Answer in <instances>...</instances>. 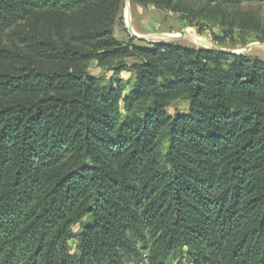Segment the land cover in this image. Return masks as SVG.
<instances>
[{
	"label": "trees",
	"instance_id": "obj_1",
	"mask_svg": "<svg viewBox=\"0 0 264 264\" xmlns=\"http://www.w3.org/2000/svg\"><path fill=\"white\" fill-rule=\"evenodd\" d=\"M125 1L0 0V264H264V60L120 41ZM131 1L264 41V0Z\"/></svg>",
	"mask_w": 264,
	"mask_h": 264
},
{
	"label": "rangeland",
	"instance_id": "obj_2",
	"mask_svg": "<svg viewBox=\"0 0 264 264\" xmlns=\"http://www.w3.org/2000/svg\"><path fill=\"white\" fill-rule=\"evenodd\" d=\"M129 2V3H128ZM264 20V4L253 5ZM133 26V35L129 31V23ZM189 31V32H188ZM161 34L179 35L176 38H168ZM115 37L125 43L134 42L138 45H145L151 42H172L193 48H210L219 47L231 51L239 52L253 58L264 60V41H261L254 32H241L235 30L233 35L225 37L220 26H213L200 31L197 25H190L185 16L177 11L169 8L157 7L153 4L143 6L133 4L131 0H126L125 5L120 13V18L114 26ZM196 36L198 39H194ZM192 38V39H191ZM245 48H249L244 51ZM217 50V49H216ZM137 56L127 57L124 62L132 65L137 62ZM91 72L95 75L103 76L109 81L113 72L100 66L97 61L91 65ZM122 76L125 78V92L129 93L134 83V71H124ZM175 107H171L170 111L174 112ZM177 107L180 111L188 110V102L179 101ZM176 107V108H177ZM90 221L89 217H85L82 223L75 225L71 231L70 249L72 253L77 251V234L82 226ZM136 246L142 251V257L128 258L127 264H147L145 256L148 253L149 243L136 241ZM175 263V262H174ZM186 264H190L186 262Z\"/></svg>",
	"mask_w": 264,
	"mask_h": 264
},
{
	"label": "water",
	"instance_id": "obj_3",
	"mask_svg": "<svg viewBox=\"0 0 264 264\" xmlns=\"http://www.w3.org/2000/svg\"><path fill=\"white\" fill-rule=\"evenodd\" d=\"M129 3V2H128ZM129 23V31L133 34V35H136L133 31V26L130 22ZM161 36H164V37H168V38H176V37H179V35H171V34H161ZM214 49H217L219 51H223V52H228V53H239V52H236V51H231V50H227V49H223V48H219V47H213ZM249 48H245L244 51H247Z\"/></svg>",
	"mask_w": 264,
	"mask_h": 264
},
{
	"label": "bare ground",
	"instance_id": "obj_4",
	"mask_svg": "<svg viewBox=\"0 0 264 264\" xmlns=\"http://www.w3.org/2000/svg\"><path fill=\"white\" fill-rule=\"evenodd\" d=\"M189 32V31H188ZM192 37H194V39H198L196 36H192ZM192 39V38H191ZM198 41H200V39H198Z\"/></svg>",
	"mask_w": 264,
	"mask_h": 264
}]
</instances>
